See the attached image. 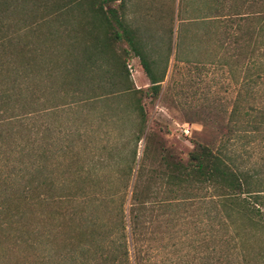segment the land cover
I'll use <instances>...</instances> for the list:
<instances>
[{"label": "trees", "instance_id": "obj_1", "mask_svg": "<svg viewBox=\"0 0 264 264\" xmlns=\"http://www.w3.org/2000/svg\"><path fill=\"white\" fill-rule=\"evenodd\" d=\"M116 1H36L42 8L40 16L50 14L52 21H59L66 13L89 14L92 19L90 24L97 32L92 35L89 30L79 36L74 30L64 35L65 38L59 34L58 38L66 39L69 45L54 47L51 51L53 62L47 70L44 69L45 73L40 71V82L34 84V53L28 46L18 44L15 33L11 31L14 23L10 22L13 12L20 5L24 7L29 0H0V236L11 237L13 227L21 225L27 211L48 205L52 209L49 220H58L55 225L57 233L62 223L67 222L71 226L76 218L82 226L77 213L62 208L61 204L66 201L71 206L72 201L81 198L82 204L88 205L93 201L110 208L111 216L107 220L111 226L105 232H102L103 223H97L99 217L85 220L81 217L83 226L88 221V229H80V234L88 237L90 246L100 242L99 249L93 251L94 264H129L130 245L134 264H264V0H229L230 6L225 12L221 10L224 1L208 0L210 3L206 4L211 15L201 19L196 17L191 22L178 14L176 54L180 53L188 25H207L214 26L215 36L221 32L219 37H223V41L225 38L234 43L230 49L229 42L226 44L227 57L224 56L223 64L248 60L242 83L244 93L239 101L246 109L241 113L238 103L232 109L223 130L225 140L219 148L195 143L186 162L161 153L158 173L148 178H135L126 208L135 149L131 150V164L127 172L121 175L122 185L115 192L106 195L97 192L81 194L80 190L66 195L52 192L59 181L60 184L65 182L63 177H56L55 172L61 166L69 178H74L71 182L77 177L81 183L93 179L79 175L85 170V163L78 152H73L74 141L52 150V145L46 143L48 137L40 136L36 145L35 135L39 130L34 128L35 114L52 112L58 115L59 108L53 107L52 111L48 108L36 109L34 106L39 98L35 97V90L55 93L53 84L57 81L56 90L64 91L71 84L74 87L71 101L85 106L91 104L92 98L86 97L79 88L82 83L94 85L100 72L104 75L105 85L110 87L114 84L110 79L116 76L121 93L126 94L131 91V85L124 56L132 51L140 59L149 82L146 89L132 90L135 99L131 110L137 117L136 142L141 140L146 127V114L141 101L145 96L154 100L159 95L164 75L159 76L154 71L145 53L140 50L137 37L112 5ZM115 41L124 43L127 49L118 53ZM222 45L218 46V51L225 49ZM19 57L22 59L20 63ZM232 58L235 60L232 61ZM75 95L78 97L74 101ZM78 133L74 131L73 134L80 137ZM71 134L72 131L67 137L71 138ZM237 141L239 146L231 149ZM256 146L260 147V154L255 153ZM165 187L169 191H165L161 199L159 193ZM199 192L209 193V204L201 205V200L194 213L189 212ZM189 218H192L190 227L186 222ZM189 229L190 236H187ZM113 231L117 238L111 244L117 245L107 251L106 239L114 234ZM158 233L164 235L163 241L167 239L164 242L160 240L154 247L148 244V249H160L164 258L160 255L153 258L143 253L144 242L156 240ZM183 236L185 239L181 241ZM198 236L200 239L207 237L203 240L207 250L205 261L204 256L197 262L190 253L180 255L184 244L192 251L200 247ZM19 239L25 245L32 244L21 235ZM83 264L90 263L86 260Z\"/></svg>", "mask_w": 264, "mask_h": 264}, {"label": "rangeland", "instance_id": "obj_2", "mask_svg": "<svg viewBox=\"0 0 264 264\" xmlns=\"http://www.w3.org/2000/svg\"><path fill=\"white\" fill-rule=\"evenodd\" d=\"M36 1L29 0L24 7L20 5L10 17V22L14 23L11 31L15 33L18 44L28 46L34 53V84L40 82L38 79L41 76L40 71L47 70L53 62L51 51L54 47L57 45L68 47L69 44L64 39V35L73 33L74 30L79 36L89 30L92 35L97 32V29L90 24L92 19L89 14L66 13L59 21H52L50 14L40 16L39 11L42 8L38 7L39 3ZM45 1L48 2V0ZM207 1L119 0L112 4L123 22L137 37L140 50L145 53L154 71L159 76L164 75L159 95L154 100L145 96L141 101L146 114V127L139 142L135 139L137 117L131 110L135 99L132 90L146 89L149 82L140 59L132 51H128V56H124L131 85V91L126 94L121 93L119 79L116 76L110 79V82L114 83L110 87L105 85L104 75L100 72L96 76L94 85L87 86L82 83L79 88L86 97L92 98L91 104L85 106L75 101L78 97L76 95L73 98L75 102L71 101L70 96L74 94L72 93L74 87L71 84L67 85L68 89L64 91L56 90L57 81L53 84L55 93L35 90V97L39 98L34 106L36 109L48 108L52 111L53 107L59 108L58 115H53L52 112H47V115L41 112L35 114L36 127L34 128L39 130V133L35 135L36 145L40 142V136L48 137L46 143L52 145V150L54 147L61 148L74 141L73 152H78L85 163V170L79 175L81 178L86 175L93 179L81 183L77 177V180L71 182L74 178H69L67 173H64V167L61 166L55 173L56 177H63L65 182L60 184L59 181L52 192L56 194L62 192L63 195L79 190L81 194L84 192L88 195L96 192L103 195L115 192L122 185L121 175L127 172V167L131 164V150L135 149V164L131 165L132 173L126 208L135 178H148L158 173L161 153L177 161L186 162L195 143L215 148L221 146L225 140L222 137L223 130L232 109L237 106V103L241 113L246 109L242 102L239 104V101L241 94L244 93L242 83L248 60L223 64L225 50H227L226 44L229 42L230 49L234 43L225 38L223 41V37H219L221 32L215 36L214 26L207 25L200 27L194 24L188 25L185 28V39L181 42L180 53L176 54L175 51L178 14L180 13L181 18L189 21L199 17V19L207 18L211 15L206 4L210 1ZM221 3V10L225 12V9L230 6V1L222 0ZM59 34H62L61 37L64 38H58ZM220 44H223V48L225 47L223 51H218ZM114 47L118 53H121V49H127L124 43L116 41ZM185 58H189L190 61H182ZM234 60L235 58H232V61ZM20 62L22 59L19 57L18 63ZM100 62L97 61V63ZM111 63L112 61L110 62L112 66ZM78 95L81 96L80 93ZM186 129L189 131L188 134L184 133ZM71 131V138L67 137ZM74 131H79L80 137L74 135ZM238 146L237 141L231 149H236ZM256 147L255 153L260 154V147ZM165 191L169 189L166 187L162 189V193H159L161 199ZM208 195V192H199L189 212L194 213L195 206L201 200H203L201 205L209 204ZM80 199L72 201L71 206L66 201L61 204L62 208L77 213L82 226L76 218L71 226L67 222L62 223L63 226L58 233L55 226L58 220L55 218L53 221L49 220L52 217V209L49 205L41 208L33 207L27 211L21 225L13 227L11 237L0 236V264H83L86 260L94 264L93 251L99 249L100 242L90 246L88 237L81 235L80 229L87 231L88 221H85L83 226L85 218L97 216L99 217L97 223L99 225L103 223L102 232L109 230L111 225L107 218L111 216L110 208H106L103 204L99 206L93 201L88 202V205L82 204ZM81 217L84 220H81ZM191 219L186 220L189 227ZM96 230L98 231V228ZM113 232L114 234L106 239L107 251L117 245V243L111 244V241L117 238L116 232ZM19 235L32 244L22 243ZM187 236H190V229ZM162 237L164 238V235L158 233L156 240H151V243L144 242L143 253L158 258L161 250L156 248L152 251L148 249V244L154 247L160 243V240L164 242L167 239L163 241ZM191 237L194 239L193 235ZM199 237L196 238L201 245L197 246L196 251L190 250L188 245L184 244L179 254L190 253L197 262H200L201 257L204 256L205 261L207 250L203 246V240L207 237L202 236L201 239ZM184 239L185 236L181 238V241ZM128 252L129 264H134L131 245L128 246ZM161 256L164 258L163 255L159 257Z\"/></svg>", "mask_w": 264, "mask_h": 264}, {"label": "built area", "instance_id": "obj_3", "mask_svg": "<svg viewBox=\"0 0 264 264\" xmlns=\"http://www.w3.org/2000/svg\"><path fill=\"white\" fill-rule=\"evenodd\" d=\"M188 132H189V131H188L187 129H186V130H184V133L188 134Z\"/></svg>", "mask_w": 264, "mask_h": 264}, {"label": "crops", "instance_id": "obj_4", "mask_svg": "<svg viewBox=\"0 0 264 264\" xmlns=\"http://www.w3.org/2000/svg\"><path fill=\"white\" fill-rule=\"evenodd\" d=\"M117 1H119V0H117ZM117 1H116V2H117Z\"/></svg>", "mask_w": 264, "mask_h": 264}]
</instances>
